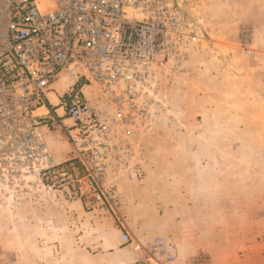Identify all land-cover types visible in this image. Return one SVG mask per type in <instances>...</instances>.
<instances>
[{
  "label": "rangeland",
  "instance_id": "374dc122",
  "mask_svg": "<svg viewBox=\"0 0 264 264\" xmlns=\"http://www.w3.org/2000/svg\"><path fill=\"white\" fill-rule=\"evenodd\" d=\"M181 1L200 42L163 94L166 109L129 136L111 128L113 208L83 185L70 198L67 185L19 171L14 187L0 188V264H132L145 259L135 241L157 237L173 242L174 256L151 252V264H264V0ZM56 83L58 95L69 80ZM83 92L102 118L113 113L93 85ZM40 130L50 153L72 157L64 131ZM116 235L126 247L109 252Z\"/></svg>",
  "mask_w": 264,
  "mask_h": 264
},
{
  "label": "built area",
  "instance_id": "2783aa9c",
  "mask_svg": "<svg viewBox=\"0 0 264 264\" xmlns=\"http://www.w3.org/2000/svg\"><path fill=\"white\" fill-rule=\"evenodd\" d=\"M199 40L181 0H0V188L14 187L19 171L38 172L67 185L68 197H80L83 185L112 209L114 192L104 184L111 128L129 136L150 123L153 109H166L163 94ZM66 78L53 102V84ZM86 85L113 107L108 118L88 102ZM44 124L68 135L72 157L53 158ZM121 237L131 241L127 230ZM173 248L164 237L135 241L145 259L132 264H151V252L171 261Z\"/></svg>",
  "mask_w": 264,
  "mask_h": 264
},
{
  "label": "crops",
  "instance_id": "0c3cea01",
  "mask_svg": "<svg viewBox=\"0 0 264 264\" xmlns=\"http://www.w3.org/2000/svg\"><path fill=\"white\" fill-rule=\"evenodd\" d=\"M58 83H56L55 82V85H57ZM60 93V92H59ZM50 94H55V91H51L50 92ZM56 95V94H55ZM91 101H94V97H91ZM96 103H99V100H96ZM95 107H96V109L98 110L99 108H100V106H98V105H94ZM65 119H69V118H65ZM64 119V120H65ZM197 136V135H196ZM198 138V137H197ZM196 139V138H195ZM69 152H70V149H64V150H62V151H57V152H55V153H53V152H51V155L53 156V158L56 160V161H61V160H63V159H65V158H67L68 156H69ZM203 154H205V149H203ZM206 154H208V153H206ZM145 184V183H144ZM144 184H142V185H144ZM129 187H130V189H132L133 190V188L134 189H136V186L134 185L133 186V184H131V182H130V185H129ZM138 188V187H137ZM141 188H143V186L141 187V185H140V187H139V189H137V190H139L140 191V189ZM124 196H125V198L128 200V203H129V205H131V203H133L134 201H135V198H134V195L131 193V191L130 190H128V192L127 193H124ZM74 203L77 205V201H74ZM128 205V207H129V209H130V206ZM154 215V214H153ZM154 219H156V220H159V218H158V216H154L153 217ZM159 221H161V223H162V218L160 217V220ZM119 235H116V237L114 238V242H113V245H109L108 247H106V250L107 251H109V252H115L116 250H121V249H123L124 247H126V246H124V247H122V248H119L120 247V241H119ZM142 238H144V239H140L139 238V241H141V240H145V238L147 239V238H149L148 237V233H146V234H144V235H142ZM97 241H100V239H97ZM94 242H96V241H94ZM100 244H103V242H100ZM102 248V247H101ZM138 253V252H137Z\"/></svg>",
  "mask_w": 264,
  "mask_h": 264
}]
</instances>
